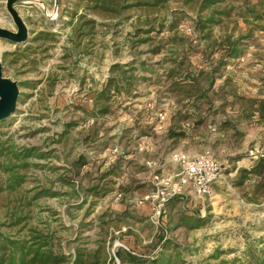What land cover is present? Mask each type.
I'll return each mask as SVG.
<instances>
[{"label":"rangeland","instance_id":"rangeland-1","mask_svg":"<svg viewBox=\"0 0 264 264\" xmlns=\"http://www.w3.org/2000/svg\"><path fill=\"white\" fill-rule=\"evenodd\" d=\"M7 3L25 22L28 38L22 43L0 39L3 75L16 81L21 92L15 112L0 123V137L10 134L19 146L35 149L28 158V167L21 170L25 176L18 192H29L28 196L49 192L34 200L32 218L22 233H29L31 228L50 234L54 252L59 254L61 248L68 258L59 264H69L74 247H94L98 216L106 210L127 212L128 216L122 219L110 215V219L111 216L115 219L111 223L115 238L111 244L107 243V264H150L149 258L160 249L157 244L160 224L170 229L167 237L171 240L164 256L173 255L176 259L172 264H264V196L253 192L264 181V165L257 167L256 160L259 153L264 154V123L242 121L237 125L241 134L231 137L234 131L229 127L216 130L208 122L188 131L189 137L172 147L164 139L176 107L174 98L162 97L156 84L137 83L130 93L112 94L107 101L110 112L98 121V126L102 122L104 128H110L103 140L112 136L111 145L85 146L83 137L92 122L68 130L69 122L86 117L82 109L92 108L90 91L101 88L112 64L130 62L138 50H142L143 58L150 56L151 62L159 58L145 52L148 46L163 40L166 31L135 36L136 29L157 26L164 16L167 24L179 9L185 11L177 20L176 33L185 36L186 47L191 48L183 70H210L209 60L218 56L211 42L221 40L223 34L241 35L242 54L222 67L216 84L228 80L222 86L226 92L264 98V12L259 0H223L219 7L227 16L212 26L210 40L192 30L194 2L183 6L169 0L162 5L129 8L118 25L111 20L104 26L102 19L96 17L91 33L86 34L84 27L85 33L77 46L80 53L72 48L77 37L71 25L76 21L69 24L68 0H0V27L16 31ZM249 9L262 17L255 19L247 12ZM146 36L150 38L147 43L137 42ZM202 48L206 53L213 50L214 53L202 55ZM213 88L212 98L218 105L216 93L220 89L216 85ZM231 113L227 106V114ZM221 115L208 120H218ZM140 128L148 134L138 137ZM121 133L125 136L119 137ZM251 150L252 158L247 155ZM81 152L92 160L91 166H83L88 170L80 181L83 186L96 182L100 170L103 173L119 164L113 168L116 170L110 175L111 189L104 197L86 195L77 189L76 181H68L70 163ZM180 157L214 159L221 169V178L213 184L211 192L187 188L184 194L189 193L187 190L194 191L192 198L166 206L160 219L150 204L140 205L137 201L154 190V174L181 172ZM119 193L122 196L117 198ZM10 198L12 195L0 194V220L6 223H10L4 215L7 205L12 204L7 201ZM117 205L123 209L119 211ZM181 211L193 217L186 224L194 227L175 225ZM168 217L172 220L170 225ZM14 228L9 231L14 232ZM118 249H129L146 257L138 263L120 262Z\"/></svg>","mask_w":264,"mask_h":264},{"label":"trees","instance_id":"trees-1","mask_svg":"<svg viewBox=\"0 0 264 264\" xmlns=\"http://www.w3.org/2000/svg\"><path fill=\"white\" fill-rule=\"evenodd\" d=\"M59 2V0H57ZM150 1H153L152 4ZM169 0H68V6L71 8L66 9L69 17V24L72 21H76L71 25V31L76 33L77 39H72V48L75 52L80 53L77 46L81 43L80 36L85 33L84 27L87 28L86 34L91 33L94 27L96 17L102 19L103 25L107 21L114 20L118 25L119 21L125 16V11L129 8H136L141 6L159 5ZM180 5H186L194 2L195 19L193 20L192 30L200 37L210 40L211 28L214 25L220 24L223 17L227 16V12L219 7L223 0H175ZM264 12V0H259ZM163 4V8H164ZM248 9V8H246ZM247 10L248 13L254 15L255 19L262 17L261 13H255L253 10ZM185 11V10H184ZM184 11L181 9L173 12L171 20L165 24V16L158 22L157 26L152 28H137L135 36L143 33L149 35L154 32L156 35L166 31V36L163 40L159 41L155 45H150L145 53L151 55H159L155 61H150V56L143 58L140 56L142 50H138L134 58L127 63H114L109 68V74L101 84V88L91 90V99L93 102L90 110L82 109L86 117L82 121H73L68 123V130L78 127V125H85L92 122L89 125V132L83 137V142L86 147H107L110 144L109 139L103 140L110 128H104L103 123L98 121L101 117L107 115L110 110L107 105L109 97L113 94L130 93L132 87L139 84H156L161 88L162 97H172L176 102V107L171 114L169 127L165 132V141H168L169 145L176 147L182 139L189 137L188 131L197 129L199 126L210 123L214 125L216 130H223L229 127L234 131L231 137L240 135L237 125L242 121L253 120L257 123H264V98L251 97L243 94L235 93L223 90V85L228 84V80H225L223 84H216L219 79L220 73H222V67H225L229 60L239 57L243 50L241 45L243 44L241 35L233 37L231 34H223L220 36L221 40L214 39L211 45H214V49L218 50V56L209 60L210 70L201 68L196 72H190L189 70H183L186 62V54L191 49L190 46L186 47L187 42L185 36L177 34V20L179 21ZM93 14V17H87V14ZM155 20V19H154ZM149 37L138 39L139 43H147ZM162 39V38H160ZM208 45V44H207ZM202 55L205 53L207 56L214 53V50L210 53H206L204 48L201 49ZM211 56V55H210ZM218 86L220 91L216 93L219 96V104L216 105V100L212 98L211 92ZM230 98V99H229ZM227 106L231 109V114H227ZM222 114V115H221ZM215 115H221L222 118L218 120H208V117H214ZM7 119V118H6ZM0 120L3 123L4 120ZM184 123H187L184 124ZM136 127H141L135 125ZM134 129V127L130 128ZM138 137L141 135H147L148 131L145 129L139 130ZM131 132V130H127ZM118 135L115 134V137ZM125 134H120L119 137H124ZM102 144L95 143L101 141ZM163 143V140H162ZM167 143V142H166ZM107 145V146H105ZM111 145V144H110ZM95 149V148H93ZM167 149V144L164 146ZM34 148L19 146L16 141L11 138L9 134L6 138L0 137V191L3 189L7 195H12V198L8 199V202L12 204L7 205L4 212L5 217L10 223L0 220V264H59L66 261L67 255L62 249H59V254L54 252L51 242L50 234H43L36 229L29 230V233H22V230L28 225L31 215V206L41 194H48L49 192H36L35 194L28 196L29 192H18L19 187L24 181V170L28 167V158L32 154ZM163 154V149H162ZM122 157V156H121ZM264 158L257 160V167L264 165ZM132 162V160L130 161ZM92 160H89L86 153L81 152L76 159L70 163L69 171L71 172L68 181L73 183L76 181L77 189L85 192L86 195L94 197H104L107 195L111 188H109L110 175L115 173L116 165H112L109 170H106L95 177L90 186L81 184L84 174H88V170H84L83 166H91ZM87 166V167H88ZM255 195L264 196V181L258 183L254 190ZM121 194V193H120ZM122 196V194H121ZM188 198L185 194L175 195L170 197L159 218L162 219L165 213V207L172 205L173 203H179L185 201ZM83 201H86V196ZM82 201V202H83ZM115 214L116 217L122 219L127 217V212L114 213L106 210L103 214L98 216V232L96 239L93 240L94 247H74L70 253L72 258L69 264H107V243H112L115 236L111 226L115 222L113 216L110 219V215ZM188 219L193 217L188 216L186 212L181 211L178 216L177 223L175 225H188L187 227H194L195 225L186 224ZM161 222V221H160ZM172 222L168 217L167 224ZM14 228V232L9 230ZM161 230L158 234L160 247L157 251V255L149 258L150 264H172L175 262V257L170 255L165 257L164 253L170 243L171 238L167 237L168 229L160 224ZM161 244V246H160ZM149 250V249H148ZM117 257L120 262H132L138 263L145 259L143 254H134L129 249H118ZM148 254H151L150 251ZM261 264V263H259Z\"/></svg>","mask_w":264,"mask_h":264},{"label":"built area","instance_id":"built-area-1","mask_svg":"<svg viewBox=\"0 0 264 264\" xmlns=\"http://www.w3.org/2000/svg\"><path fill=\"white\" fill-rule=\"evenodd\" d=\"M116 151V149H114ZM252 158V150L247 154ZM264 158L263 153L256 156V160ZM181 164V172L165 176L154 174V190L144 194L137 203L150 204L153 211L158 215L164 209L167 200L175 195H182L190 186L198 192H211L213 184L221 178V169L212 158H179ZM208 194V193H207ZM121 197L119 193L117 198Z\"/></svg>","mask_w":264,"mask_h":264},{"label":"water","instance_id":"water-1","mask_svg":"<svg viewBox=\"0 0 264 264\" xmlns=\"http://www.w3.org/2000/svg\"><path fill=\"white\" fill-rule=\"evenodd\" d=\"M6 7L16 26V31L0 27V39L14 43L26 41L28 38V28L25 22L12 7L11 3H7ZM2 69L3 66L0 64V120L10 117L15 112L21 93L18 83L4 76Z\"/></svg>","mask_w":264,"mask_h":264},{"label":"crops","instance_id":"crops-1","mask_svg":"<svg viewBox=\"0 0 264 264\" xmlns=\"http://www.w3.org/2000/svg\"><path fill=\"white\" fill-rule=\"evenodd\" d=\"M116 147H117V146H116ZM116 147H115V149L117 150ZM113 149H114V148H113ZM117 151H118V150H117ZM187 192H189V193L185 194V197L188 198V199H189V198H192V196H191L192 193H191V192H194V191H188V190H187ZM144 206H145V205H144ZM144 206H143V207H144ZM146 206H147V205H146ZM146 206H145V208H146ZM117 207H118L117 209H118L119 211H121V209H123V208H121V206H118V205H117Z\"/></svg>","mask_w":264,"mask_h":264}]
</instances>
